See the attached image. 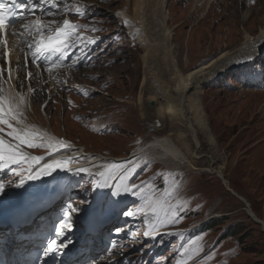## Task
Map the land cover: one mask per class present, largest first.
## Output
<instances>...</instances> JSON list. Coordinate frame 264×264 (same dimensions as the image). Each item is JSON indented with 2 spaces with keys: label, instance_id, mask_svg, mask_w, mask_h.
<instances>
[{
  "label": "rangeland",
  "instance_id": "rangeland-1",
  "mask_svg": "<svg viewBox=\"0 0 264 264\" xmlns=\"http://www.w3.org/2000/svg\"><path fill=\"white\" fill-rule=\"evenodd\" d=\"M58 1L60 6L57 12L48 15L52 17L45 24L59 26L67 19L72 25L71 35L67 39L74 42L81 60L86 56L91 57L88 61L83 60V68L77 75L63 73L71 76L69 79L63 75L53 76L56 83H63L68 88L69 104L75 107H69L65 116L68 140L84 145L93 152L98 151L103 156L118 159L128 157L146 143L161 139L167 133L174 134L169 131L165 112L162 111L163 116L158 117L153 113L154 108L150 109L145 104L148 93L153 94L149 86L145 91L137 89L141 70L137 60L140 54L136 44L137 34L127 28L125 30L133 35L123 31L113 17L115 10H121L130 19L131 0ZM196 1L163 0L165 26L179 72H192L222 55V64L232 61L228 67L226 63L225 67L217 62L219 70L200 79L198 96L201 113L206 120L207 134L215 138L213 147L205 142L206 138H200L203 148L200 153L215 157V167L223 166V178L238 196L252 203L257 216L264 220V48H259L257 42L259 34L264 32V11L258 10L260 13H254L250 18L248 13L251 12L240 7L238 1L241 0H229V6L227 0H202L198 5ZM146 28L141 30L151 36V25L146 24ZM244 36L250 42L248 54H245L248 58L240 59L242 54L238 53L243 51ZM253 53L255 56L257 54L256 58ZM161 76L164 77V74ZM47 78H37V82L31 86V96L46 98L43 93L49 89ZM130 79H137L136 87H130L129 91L139 92L141 103L136 105L135 98L129 102V97L123 104H114L109 96H121L124 91L127 93L125 85ZM73 86L95 89L75 91L72 90ZM15 89L13 87V91L9 92V86L2 85V98L6 101L12 100V97L17 99L19 93ZM25 91L21 96L23 103ZM8 93L13 94L9 96ZM154 100L157 101L155 97ZM28 107H25L26 114L33 119L35 115L45 126L46 122L39 111L40 104L32 100L31 109ZM46 108L48 118L51 113L52 129L63 136L62 126L65 124L60 118V104L55 101L50 109L46 100ZM72 114L75 115L74 120L70 119ZM79 116L83 118L78 119ZM157 120L160 126H155ZM23 121L30 122V119L25 117ZM5 129L0 130L3 132ZM16 129L21 133L19 128ZM47 131L51 134L49 129ZM32 135L39 140H31L30 152L49 155L51 150L46 146V138ZM215 152L219 157L214 155ZM81 162L77 163L84 165ZM112 163L116 165V162ZM207 163L206 158L201 160L200 171L196 173L185 168L181 170L183 172L169 173L155 163H148L141 169L140 174L130 182L133 186L140 185L141 190L133 192L127 188L124 194L130 200L120 217L122 230L125 231L124 241L120 239L113 253L101 259V262L111 263L114 259L125 258L131 264H264L262 228L250 219L247 214L251 212H245V206L226 191L223 183L206 172ZM4 164L0 166L5 169ZM30 164L34 167L31 169L33 173L40 171L35 160L29 157L19 165L12 164L11 177L6 179L9 185L0 192L3 199H0V208L10 201V193L16 191L15 196L27 185ZM94 172L83 176L84 179L77 184L78 190L73 192V200L80 193L79 198H87V203L91 201L93 196L87 186L93 184L95 174L103 172V169ZM44 176L41 174L38 177ZM130 176L127 169L119 178L126 180ZM17 184L20 186L17 187ZM114 192L119 193L117 190ZM161 208L164 209L163 215L157 211ZM127 212H132L133 216H127ZM209 216L213 217L210 222L212 228L194 235L200 228L191 230L192 223L196 219H209ZM223 221L225 224L221 223ZM197 226H201V223L198 222ZM246 226L245 235L240 236L239 232L235 234V230ZM172 228L180 229V233L160 239L150 238L153 232ZM233 228L235 230L230 233ZM222 233L223 236H220Z\"/></svg>",
  "mask_w": 264,
  "mask_h": 264
},
{
  "label": "bare ground",
  "instance_id": "bare-ground-1",
  "mask_svg": "<svg viewBox=\"0 0 264 264\" xmlns=\"http://www.w3.org/2000/svg\"><path fill=\"white\" fill-rule=\"evenodd\" d=\"M199 1L202 0H197V5ZM228 1L229 0L226 1L227 6H229ZM238 2H240L239 4L241 8H245L251 12L248 13L250 14V18L252 15H254V13H260L258 12V10L264 11V0H241ZM256 5H258V7H256ZM253 7H256V9H252ZM129 23L133 24V27L135 28L134 30H131H133V32L137 34L136 44L137 48L140 50V54L137 60L139 62V67L141 70L137 89L145 91V88L149 86L153 94L148 93V96L145 99V104H153V113H155L158 117L163 116L162 111L165 112L164 115L168 120L169 131L175 132L174 134L167 133V135H165V137H162L161 139L146 143V145L138 149L134 154L129 156V158L112 159L116 163H121L119 165H115L116 167L109 166L108 164L104 163L105 161L111 160H107L106 158L100 156H97V158L94 159H86V161L89 162L82 161L81 163H83L84 165H79V163H77L79 162L78 160L82 159L84 156L89 157L85 155L87 154V152L86 150L84 151L83 148H75L76 153L72 157L70 155H63L61 153L62 151L58 152V150L59 148L64 146H71V144H69L67 140L62 141L59 138H55L52 134L48 133L47 129H43L40 126L34 125L30 122H25L21 117H17L20 123H17V119L11 120L15 121L16 124L20 127L27 129V131H36L44 138H46V141L49 142L53 147L54 153H59L56 154L55 160L71 161V163L68 164L67 168H58L51 173L46 174L49 176V178L52 179L58 178L59 180H61V178L70 177L74 173H76V175L84 174L86 173L85 171L79 170L88 169L90 166H94L97 163L98 166L107 167L108 170L113 171L118 178L127 169L128 173L132 176L138 168H140L147 162L160 164L168 171H178L185 168L188 169L189 172L196 173L199 170V162L206 158L208 162V166L206 165L208 167L206 169V172L222 180L226 189L231 190L230 188H228L227 184L225 183V179L223 178V166L221 165L215 167V157L212 154H208V156H206L200 153V151L203 149L200 138H206L207 140L205 142L208 143L211 147L214 146V141L212 135L207 134V124L204 116L201 113L200 99L198 95L200 93L199 83L202 81L200 79L205 75H211L212 72L219 70V65H217V62H219L220 65L223 66H225L224 64L226 63L228 67V65H230L232 61L230 60L222 64L220 62L223 57L222 55L218 58H213L212 60L199 66L192 72H188L185 74L180 73L173 57L174 52L173 46L170 43L169 32L167 30V27L165 26L166 19L163 13V0H131V17L129 19ZM146 24L151 25L152 27L151 36L145 34V32L141 30H147ZM149 32L151 31L149 30ZM259 35L260 36L257 39V42H259L258 45H260V47H258L262 48L264 47V32L260 33ZM245 36L244 42L242 44L244 47L241 48L243 49V51L242 53H238V55L242 54V59L248 58V56H246L245 54L247 53V47L250 43L248 42V37ZM186 40H188V38ZM234 53H236V51H234ZM226 59L229 60L231 58ZM18 65L19 67L17 68V70L22 71L25 76V73L27 71L26 64L24 62H21ZM156 66H158L157 69ZM157 70L159 71V73L157 72ZM67 72L73 73L72 70L65 71L64 73ZM41 73H45V70H42ZM59 74H63V72L56 73V75ZM161 74H164V77H162ZM0 77L2 76L0 75ZM4 79L5 85L9 86V92L13 91L14 86L13 81L11 80V75ZM31 81H33V79H31L28 84H30ZM28 91V89L25 91L26 97L24 98V101H26L27 99ZM3 94L5 95V93ZM11 94L13 93H10V95ZM154 97L157 101L154 100ZM0 98L2 97L0 96ZM139 101L140 94L138 92L136 93L135 104L137 105V103H141V101ZM24 117L28 116L25 115ZM46 121L48 120L46 119ZM155 122V126H160L158 120ZM0 136L2 135L0 134ZM173 137H175V139H173ZM0 140L3 141L4 145L13 147L10 139L6 138L5 136H2V138L0 137ZM21 148L26 149L23 146H21ZM215 154L218 155L217 152H215L214 155ZM129 178H127L126 180L124 179V181L126 182ZM40 182H46L51 185L55 184V182L48 179H42ZM109 186H114V182L109 183ZM255 218L257 219V217ZM28 234L29 233H25V235Z\"/></svg>",
  "mask_w": 264,
  "mask_h": 264
},
{
  "label": "snow or ice",
  "instance_id": "snow-or-ice-1",
  "mask_svg": "<svg viewBox=\"0 0 264 264\" xmlns=\"http://www.w3.org/2000/svg\"><path fill=\"white\" fill-rule=\"evenodd\" d=\"M13 4L18 5V0H11ZM33 3V0H27V6L28 8L31 7ZM23 11V9H22ZM16 15V12L10 10L5 3L0 2V33L4 32V29L7 25V20L9 16H14ZM25 17L23 15L20 16L21 22ZM35 25H36V31L39 33L41 31V20L37 18L35 20ZM51 23H54L51 22ZM63 28H58L56 30V44H53L51 41L48 43H45L43 39L40 40L36 51L37 52H46V51H56L59 52L61 51V47L66 44L67 38L71 35V30H72V25H70L69 21L65 19L63 21ZM5 43H7L5 41ZM59 45V46H58ZM7 104V107H4V105ZM23 105V98H14L12 100L6 101L3 98H0V123H7L8 119H17V117H20L23 115L21 111V107ZM17 123H20V121L17 119ZM14 139H17L20 141L21 144L27 143L29 146H31V140L27 139L29 137V132L25 131L22 135L18 133L15 129L13 130L12 133ZM27 158L24 157L22 154L19 152V148H13L11 146H6L4 145L3 141L0 140V161H5V162H11L12 164L19 165L21 164L22 161H25ZM36 163H39V159H35ZM71 163V161H62V160H53L52 163H46L38 172L33 173L32 172V165H29L28 168V178L29 179H36L38 178L39 175L41 174H49L52 171L56 169H65L67 168L68 164ZM113 167H116L113 165ZM79 171H88V169H80ZM20 173H17L19 175ZM23 181H21L22 183ZM20 184H17V187H19ZM99 187V185H97ZM5 188V185L0 183V192H3ZM130 191L133 192H139L141 190L140 185H129L128 186ZM116 195V193H113ZM69 209L71 211H79L77 208H73L72 205H69ZM127 216L131 217L133 216L132 212H127ZM71 218L70 216L65 219V221L61 224V230L68 228H71ZM60 233H57L59 235ZM67 245L64 244L63 241H60L59 243L55 242H49V246L45 249L44 255L48 256L49 254L53 255H59L61 252V249L66 247Z\"/></svg>",
  "mask_w": 264,
  "mask_h": 264
},
{
  "label": "trees",
  "instance_id": "trees-1",
  "mask_svg": "<svg viewBox=\"0 0 264 264\" xmlns=\"http://www.w3.org/2000/svg\"><path fill=\"white\" fill-rule=\"evenodd\" d=\"M247 228H248V226H246L244 228L240 227L237 231L235 230V228H233L230 233H232L235 230V234H236V232H239V235L243 236V235H245Z\"/></svg>",
  "mask_w": 264,
  "mask_h": 264
},
{
  "label": "water",
  "instance_id": "water-1",
  "mask_svg": "<svg viewBox=\"0 0 264 264\" xmlns=\"http://www.w3.org/2000/svg\"><path fill=\"white\" fill-rule=\"evenodd\" d=\"M148 106H149V107H151V106H152V104H151V103H148ZM263 232H264V230H263Z\"/></svg>",
  "mask_w": 264,
  "mask_h": 264
}]
</instances>
